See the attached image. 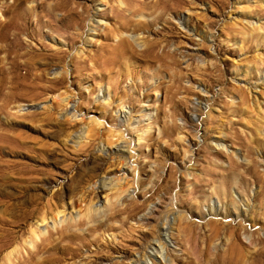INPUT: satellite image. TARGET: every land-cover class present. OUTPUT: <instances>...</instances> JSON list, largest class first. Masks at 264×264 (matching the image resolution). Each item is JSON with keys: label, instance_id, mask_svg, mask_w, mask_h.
<instances>
[{"label": "rangeland", "instance_id": "obj_1", "mask_svg": "<svg viewBox=\"0 0 264 264\" xmlns=\"http://www.w3.org/2000/svg\"><path fill=\"white\" fill-rule=\"evenodd\" d=\"M61 1L25 0L16 10L41 33L18 41L28 47L38 38L51 55L44 79L34 80L37 97L10 96L15 83L0 71V129L21 142L15 153L0 151L17 169L0 176V203L19 219L16 246L0 264H29L25 240L36 222L57 236L55 226L80 217L66 230L103 224L85 236L98 242L67 264H143L165 222L168 263L153 256L149 264H264V0H164L169 7L156 10L121 0L133 25L121 30L130 46L114 65L100 52L118 43L120 0H63L65 9L53 10ZM12 2L0 0V19ZM84 7V26L66 28ZM44 9L52 14L37 27ZM87 132L95 136L85 146ZM33 196L42 213L24 221ZM48 203L62 212L46 213Z\"/></svg>", "mask_w": 264, "mask_h": 264}, {"label": "bare ground", "instance_id": "obj_2", "mask_svg": "<svg viewBox=\"0 0 264 264\" xmlns=\"http://www.w3.org/2000/svg\"><path fill=\"white\" fill-rule=\"evenodd\" d=\"M24 1L25 0H13V2L11 4L6 6L7 7L6 9L4 8L5 9L4 14H7V15L9 14V15L6 16L4 19H0V53H2L0 55V63H1L0 71H2V73H3V70H5L6 71L5 73L10 74V77H8L6 79L7 80L10 79L11 83H15V86L12 87V92L10 93V96H14L15 99L19 98L20 96H23V97L24 96H30L32 98L37 97V95L39 93H37L36 90L38 91L39 86L36 82H34V80L44 79V75L46 73L45 71H47L46 69L48 68V65L50 64L49 59L51 56L49 53H47V51L44 50L45 46L41 45V44H43V43H41L42 41L41 42L39 41L41 43L40 46L37 45L38 40H39L38 38L36 39L37 44H34V45L29 44L28 47H26L24 44H22L21 42L18 41V35L21 33H26L27 35L31 36L32 38H35L36 36L39 37V35L41 34L40 31H38L39 29L37 30L38 32L35 29H33V26H32L33 21H32V19L28 18L29 12L18 13L16 11L17 9H19L20 5H22V3ZM129 1L133 2L134 0H129ZM152 1L149 0V2H148L146 0H142V4L144 5V7L148 6L149 8L151 7L153 10H156L159 7L167 9L169 7V4H170L164 0H155L154 2H152ZM143 5H142V7H143ZM84 6H86V5H84ZM114 6L115 5H112L113 11H114ZM116 6H118L117 7L118 11L115 14V16L117 17V19L115 21L117 23V26L114 28V30H116L117 34H119V38L117 41L118 43L115 45L111 44V46L109 44H106L107 47H106V45L102 44L101 52H100L101 53L100 55L105 56L106 58L109 57L111 59V65H114L116 62H121V61H119V59L122 58V56H124L125 54L127 56L128 51H129V46H130L128 43L129 38L124 36L121 33V30L123 28L131 27L133 25L130 21V18L127 17V12H130L129 9H126L125 11L122 9V7L125 6V3L120 0L117 2ZM65 7H66L65 1L62 0L60 3L56 4V6L53 8V10L55 9V11H56V9H59L62 11L65 9ZM85 8L86 7H84L83 10L81 9L82 10L81 12L72 11V13L77 15V17L76 16L75 17L70 16V14H69V19H68L69 22H68L66 28L78 29V28H82L84 26V15H83V13L85 11ZM72 9H74V8H72ZM161 11H162V9H161ZM150 12H152V11H150ZM36 14H37V12H36ZM51 14H50V10L46 11L44 9L43 11L40 12V14L35 15L36 19H35L34 25L37 27L39 25V27H41V24H43V21H44V19L42 20V16H48L49 17ZM157 18H156V20H157ZM92 21H93V19H92ZM46 22L50 24V22H48L47 20H46ZM146 22H149V21H146ZM144 23L145 22L143 21V24ZM140 24L141 23L139 22L137 24V27H139ZM151 24H153V23H151ZM111 32H112V29H111ZM110 35L112 37V35H114V34L113 33L110 34V30L108 29V31L106 30L104 32L103 37L105 40H108L110 38ZM150 49L147 48L143 52L145 54H150L151 53ZM104 51L105 52L107 51V53H104ZM55 52L56 53L54 56L57 57L58 60L62 61L64 56H65V51L59 50V51H55ZM162 54H164V53H162ZM54 56H52V57H54ZM156 58H157V60L159 58V61L161 60L160 57H156ZM147 59H149V58H147ZM7 64H9L8 67H6ZM39 65H43L44 67L41 68V67H39ZM59 76H61V75H59ZM63 78L64 77L62 74V76L60 78L58 77L56 79H53L54 80L53 82H56L57 84H61V83H63ZM47 88H48V86L46 87V89ZM17 89H22L25 91V93H22L19 95V93L17 94V91H18ZM1 91H2V87H0V93H1ZM40 93H42V92H40ZM1 125L2 124H0V127H1ZM9 131H10V129L8 127H3L0 129V151L2 149H8L9 151L15 153L18 150L17 148L20 146V144L17 143V141L18 142H20V141L15 135H10ZM93 135L94 134H90L89 132H87L86 141H84L85 146L92 143V139L95 136V135L94 136ZM87 140H89V141H87ZM81 146H83V145H81ZM85 148H87V147H85ZM119 150H121V149H119ZM16 170L17 169H16L15 164L0 161V176L4 175L5 171H10L11 173H15ZM80 175H83V174H80ZM32 178H33V175L28 176V179H32ZM79 178H80V176H79ZM79 178L75 179L76 181H74L73 187L77 188L80 186V183L82 181L81 180L79 181ZM80 179H82V177ZM33 197L29 198V200H30L29 206H27L26 209H24L23 217H22V219L24 221H27L28 219H32V217L36 213H38V214L42 213V208L37 206V204H35L36 198L34 197V199H33ZM48 204L46 205V207H47L46 213H48V212L53 213L54 212L55 216H57L59 213L62 212V211H59V204L53 203V206H52V204H49V205ZM48 208L50 209V211H48L49 210ZM92 209H93L92 204L90 203L86 207V212L84 213L86 215V217L89 216L90 212H93ZM14 210H15V208L13 205H10V204L5 203V202L0 203V211L3 212L4 215L5 214L8 215V216H4V215L2 216L1 215V217H0V254L4 250H6L12 246L15 247L16 242L18 240V234H17L18 231L14 230L13 227L17 226L19 224L18 223L19 219H18V215L16 214V211H14ZM170 216H172V220H173V218L175 220V214H172ZM52 218L54 219V221H56L55 220L56 217L52 216ZM37 220L44 222L46 220V216L41 214V217L38 218ZM67 220L68 221H66L65 225L62 224L61 227L55 226L56 227L55 233L57 234V236H54L55 235L53 232L54 230H50V228L48 230H46L47 232L46 231L44 232L43 230L40 229L39 225L36 224L37 223L36 222L35 226H33V228H31V230L29 231L30 232L29 241L27 242L25 240V243L27 245L31 246V248L28 250L27 259H24V261L26 260L29 264H67L68 263V262L66 263L67 258L74 259V258L80 257V260H81V258H83V253L81 252L82 249L87 248L88 245L91 243L93 244L95 242H98L97 239L95 238V236L93 239L88 238V240L86 239L85 236L86 235H90V236L92 235L93 236L94 231L95 230L97 231L98 226L100 227L101 224H103V223L99 222L97 225H93V227L88 228L87 233L79 234V233L73 232L70 229L66 230V228L67 227L70 228V226H72V224L76 227V225L81 224L84 220L82 221L81 217L79 218V220H76V219L75 220L67 219ZM63 221H65V220H62V222ZM109 227L111 229V225ZM170 228H171V225L169 226V223L167 224L165 222L162 225V231L160 232V238L158 239V241L154 240L151 243H149L150 244L149 245L150 250L147 249V250H145L146 253L145 254L143 253L144 256L146 257V259L142 260L143 264H149V259H151V257H153V256H157V257L159 256L160 260H163V261H165V263L166 262L168 263V257L169 256L165 255V253L163 251V246H161V245H163V243L165 244V242H170V233H171ZM183 230H184V228L179 229V234H180V232H183ZM91 232H93V233H91ZM76 240H79V242H76ZM235 247L237 248V245L232 243V246L230 248L232 250V252H234ZM15 250L16 249L13 248L12 252ZM38 253H41L42 255L37 257ZM225 257H227V256L225 255ZM234 259H236V258H234ZM86 260H88V259H86ZM224 260H225V258H224ZM230 261H232V259ZM236 261H239V260H236ZM20 263H22V262H20ZM138 263L140 264V262H138ZM232 263L230 262V264H232ZM84 264H98V263H97V260H94L93 263L90 262V263H84Z\"/></svg>", "mask_w": 264, "mask_h": 264}]
</instances>
